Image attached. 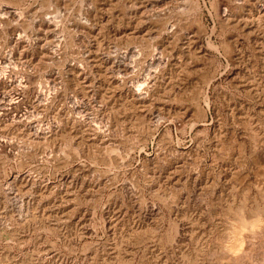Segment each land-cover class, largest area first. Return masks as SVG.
I'll return each instance as SVG.
<instances>
[{
	"label": "rangeland",
	"instance_id": "374dc122",
	"mask_svg": "<svg viewBox=\"0 0 264 264\" xmlns=\"http://www.w3.org/2000/svg\"><path fill=\"white\" fill-rule=\"evenodd\" d=\"M212 1L172 36L151 0H0V264H205L264 214V15Z\"/></svg>",
	"mask_w": 264,
	"mask_h": 264
},
{
	"label": "bare ground",
	"instance_id": "6f19581e",
	"mask_svg": "<svg viewBox=\"0 0 264 264\" xmlns=\"http://www.w3.org/2000/svg\"><path fill=\"white\" fill-rule=\"evenodd\" d=\"M219 1L225 2L228 7H232L231 0H213V10L216 13L220 6ZM240 1H245L248 6L253 7L257 16L264 15V0ZM199 4L200 0H151V8H149L151 10V27L154 29L157 28V31L168 28L165 33L173 36L174 28L170 23L174 19H177L178 16H186L189 12H192V17H194V20H197V15L201 12ZM145 5V7L143 5V9L149 7L148 4ZM223 16H225V22L229 21L230 17L226 10H224ZM160 25L162 28H160ZM163 60L160 56L153 58L151 60V67L163 64L165 62ZM121 67L125 68L126 66ZM39 98L40 96H38L37 100ZM135 98L144 100V97L139 94ZM97 136L99 137V135ZM158 211H160L158 208L153 207L151 209V215ZM245 211L247 210H239L236 213L235 222L230 225L225 236L221 235L217 238L219 256L216 255L217 258L211 260L210 258L214 254L210 255V258L207 259L205 264H264V214L260 209L249 214H246L247 212Z\"/></svg>",
	"mask_w": 264,
	"mask_h": 264
}]
</instances>
